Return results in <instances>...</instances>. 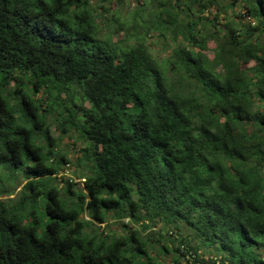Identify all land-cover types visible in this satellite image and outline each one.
I'll return each mask as SVG.
<instances>
[{"label": "trees", "instance_id": "1", "mask_svg": "<svg viewBox=\"0 0 264 264\" xmlns=\"http://www.w3.org/2000/svg\"><path fill=\"white\" fill-rule=\"evenodd\" d=\"M56 2L67 13L59 25L85 29L80 62L53 51L63 41L44 23L46 0H0V136L15 138L4 141L0 163L54 155L56 138L35 121L48 109L56 120L61 109L58 137L89 143L104 167L80 187L63 180L69 197L81 189L77 211H29L33 224L47 219L49 234L75 218L69 242L46 248L18 217L0 216V264H264V0H136L129 15ZM118 26L133 35L118 36ZM153 33L160 54L143 42ZM218 49L231 53L223 67ZM55 155L57 166L24 176L60 183L68 161ZM122 201L132 223L109 211Z\"/></svg>", "mask_w": 264, "mask_h": 264}, {"label": "clouds", "instance_id": "2", "mask_svg": "<svg viewBox=\"0 0 264 264\" xmlns=\"http://www.w3.org/2000/svg\"><path fill=\"white\" fill-rule=\"evenodd\" d=\"M48 5L45 13H50L44 19V23L52 30L54 36H58L63 43L59 44L58 47H54L53 51L57 53H62L65 56L72 55L73 62H80V58L75 56V51L82 47V41L86 39L85 29L79 25L74 26L73 28H68L59 25L57 17L60 19H67V13L60 15L63 12V9L59 7L56 0H46ZM105 3L107 5V0H89V6L94 7L96 4ZM95 15V13H93ZM107 15V13L105 14ZM29 43H33V40L29 37ZM37 46L40 45V41H35ZM219 61L221 67H223L229 60L231 53L225 50H219ZM39 53H37L38 55ZM254 62V61H253ZM86 79L91 80L92 77L86 76ZM114 95V94H113ZM121 97L114 96L115 101H120ZM50 101L42 100L39 102V108H47ZM129 106H131V101H129ZM61 112L60 117L55 121L52 119V109L47 111L37 113L36 123L43 124L44 127L51 128L53 132H58V126H60V119L66 118L67 114L63 113L61 109H57ZM16 121H12V127L16 126ZM77 125L82 123V118L77 119ZM43 131V128L40 129ZM8 139H15L7 136H0V151H4L3 144L4 141ZM61 139L56 141L53 149L51 150L54 155L45 156L43 159L36 160H26L24 163L17 165L16 168L11 167L9 164L0 163V216L7 217H18L21 220L19 227L26 228L28 231L39 232V240L43 242L44 247L54 248L60 245L61 241L69 242L71 240L70 230L76 227V219L74 218L71 222H65L63 225L57 226L56 224L52 225L51 234L44 231L43 225L48 223L47 219L39 220L35 224L31 223L35 213L29 215V211L38 205L47 204L48 211L52 214H63L65 212L77 211L81 206L80 202L76 199V195L80 194L81 189H74L76 195L69 197L66 192V183H56L51 180L46 174L37 178L34 175L24 176V170L27 168L29 172L40 173L44 171V165L48 164L49 166L55 167L58 165L59 160L58 156L55 153L59 152L64 154L61 151L62 144ZM23 143V141H21ZM59 146V147H58ZM259 147L264 148V143H261ZM83 149L88 150L87 159H85L81 152ZM17 147V151H19ZM69 150L76 152V156L79 157V163L76 162L74 158L70 161L69 164H60V168L71 167L73 169L74 175L71 176V179H79L81 177H92L96 178L101 174L97 171V164L101 167H104V162L102 160H94L91 155V145L87 142L83 144H76L75 148L72 145H69ZM110 171V169H109ZM187 180V178H186ZM29 185L32 186V190H29ZM96 189H100L101 181L97 180V183L94 185ZM55 189L53 193V199L51 201H42L37 198V193H45L49 189ZM84 195L83 204L87 205L90 198L87 196V190H82ZM112 199H118L117 190L114 189L111 194ZM58 198L64 200L63 204H58ZM91 211V210H90ZM110 213H115L119 219L127 220L128 223H132L131 220L127 217L128 205L125 202H121L118 207L109 209ZM35 259V257H33ZM62 259V258H61ZM39 264V262H37Z\"/></svg>", "mask_w": 264, "mask_h": 264}, {"label": "rangeland", "instance_id": "3", "mask_svg": "<svg viewBox=\"0 0 264 264\" xmlns=\"http://www.w3.org/2000/svg\"><path fill=\"white\" fill-rule=\"evenodd\" d=\"M135 3H136V0H110L107 1V5H105V3H100L103 7H107L108 10L107 12L110 10H112L113 8H120L119 10H121L122 12L121 15H129L131 14V8L133 6H135ZM106 13V12H105ZM104 13V14H105ZM127 13V14H126ZM107 15L109 16L110 13H107ZM223 14L220 13L219 17H222ZM111 18V17H109ZM223 19V18H222ZM239 22H244L242 19H239ZM102 28L105 29V23L102 24ZM114 30H117V35L118 36H124L125 38H129L130 35H133L132 32L130 31H126V30H122L120 29V27H115ZM144 39H143V42L144 44L151 48L152 51L154 53L158 52L157 54H160L161 53V47H158V44H161L158 36L153 33L152 35L149 34V35H146V36H143ZM131 40V39H130ZM209 44V43H208ZM212 45V44H210ZM209 55H211V52H209ZM53 115H56V113L52 114V119H53ZM53 121H55V119H53ZM50 133L51 135L53 136V138H56L54 140L55 144H56V141L58 139H61V144H62V148H61V151L64 153L62 154L65 159H67L68 162L64 163V164H69L70 161H72L74 158L76 159L77 156H76V152L73 151V150H69V145L71 144L73 148H75L76 144H83V141L81 138H78V136H76L75 134H69V135H66V136H61V137H58L59 133L58 132H53L52 129L50 128ZM54 146V145H53ZM53 146H52V149H53ZM59 147V146H58ZM58 155H60L59 152H57ZM61 169V172H59L57 174V179L58 180H61L59 181L60 183H63V180L65 178H69L71 179L70 177L74 175V172H73V169L71 167H65V168H60ZM73 182H75V184L73 185V187H80L82 186V184L80 182H82L83 178H79V179H71ZM124 222H127V220H124ZM100 226H104V223H100ZM117 227V225H115ZM119 231V230H118Z\"/></svg>", "mask_w": 264, "mask_h": 264}]
</instances>
